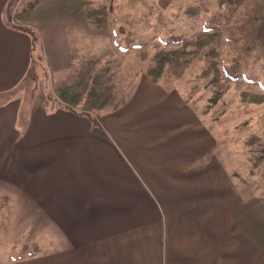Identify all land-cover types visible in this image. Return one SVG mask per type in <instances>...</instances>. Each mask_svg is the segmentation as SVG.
Masks as SVG:
<instances>
[{
  "label": "crops",
  "instance_id": "1",
  "mask_svg": "<svg viewBox=\"0 0 264 264\" xmlns=\"http://www.w3.org/2000/svg\"><path fill=\"white\" fill-rule=\"evenodd\" d=\"M163 1L0 0V264H264L260 203L245 202L191 100L206 69L180 45L146 64L133 62L143 45L113 42ZM50 19L75 45H44L51 91L37 94L22 89L40 51L23 28ZM100 34L109 45H84Z\"/></svg>",
  "mask_w": 264,
  "mask_h": 264
},
{
  "label": "rangeland",
  "instance_id": "2",
  "mask_svg": "<svg viewBox=\"0 0 264 264\" xmlns=\"http://www.w3.org/2000/svg\"><path fill=\"white\" fill-rule=\"evenodd\" d=\"M163 2V10L155 15L149 7L147 17L140 18L142 24L136 27L131 25L132 34L126 32L113 35L116 40L113 42L132 49L143 45L136 51L140 54L133 55V62L138 63L143 59L146 64L155 55L158 58L171 57L170 52H166V48L170 46L166 45H180V58H195L197 61L193 69H197V73L206 69L208 74L189 86L201 91L203 96L191 100L201 110L205 109L207 116L211 117L212 121L208 126L217 143L213 151L233 174V180L245 202L260 203L259 220L264 223V45L255 38L264 21V0ZM194 12L201 13L202 17L196 21L205 20L209 23L205 30L211 32L197 34L190 31L186 25V16ZM157 16L162 17L156 20ZM138 19V15L133 13L132 21ZM179 23L185 28L179 27ZM43 27L48 32L46 41ZM23 29L38 40L36 46L40 51L33 61L35 65L31 66L22 83V89L35 91L37 94L43 90L49 91L47 81L50 76L42 58V49L44 45H75L74 30L69 29L68 34L61 35L62 28L57 19H50L46 26H35L32 23ZM193 29L200 30L202 27L196 23ZM93 38V44L87 41L84 45H109L104 34L94 35ZM160 49L164 52L158 54ZM162 61L165 64L166 61ZM225 65L234 72V79L223 74L222 67ZM179 67L172 68L178 73L182 71ZM164 68L165 71L172 69L169 65ZM186 72L187 68L183 73ZM197 73L194 74L198 75ZM72 83L70 79L61 85L53 83L52 89L57 90ZM85 85L93 87L92 82Z\"/></svg>",
  "mask_w": 264,
  "mask_h": 264
},
{
  "label": "trees",
  "instance_id": "3",
  "mask_svg": "<svg viewBox=\"0 0 264 264\" xmlns=\"http://www.w3.org/2000/svg\"><path fill=\"white\" fill-rule=\"evenodd\" d=\"M256 37L258 38V40L260 41L261 45H264V21L263 23L259 26L258 30H257V35ZM225 74H227L228 76L231 75V71L226 68L224 69Z\"/></svg>",
  "mask_w": 264,
  "mask_h": 264
}]
</instances>
